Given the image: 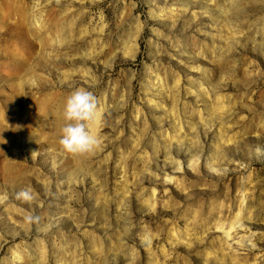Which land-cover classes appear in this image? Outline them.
Instances as JSON below:
<instances>
[{"label":"rangeland","instance_id":"obj_1","mask_svg":"<svg viewBox=\"0 0 264 264\" xmlns=\"http://www.w3.org/2000/svg\"><path fill=\"white\" fill-rule=\"evenodd\" d=\"M0 264H264V0H0Z\"/></svg>","mask_w":264,"mask_h":264},{"label":"clouds","instance_id":"obj_2","mask_svg":"<svg viewBox=\"0 0 264 264\" xmlns=\"http://www.w3.org/2000/svg\"><path fill=\"white\" fill-rule=\"evenodd\" d=\"M30 83L35 86L34 80ZM63 118L65 124L61 129L59 139L61 152L70 155L94 152L100 140L92 131V125L98 119V100L93 92L85 88L72 91L63 106ZM16 198L29 201L33 197L30 190L24 189L16 194ZM143 241L150 243L151 237L146 235Z\"/></svg>","mask_w":264,"mask_h":264},{"label":"bare ground","instance_id":"obj_3","mask_svg":"<svg viewBox=\"0 0 264 264\" xmlns=\"http://www.w3.org/2000/svg\"><path fill=\"white\" fill-rule=\"evenodd\" d=\"M240 240H242V239L240 238Z\"/></svg>","mask_w":264,"mask_h":264}]
</instances>
